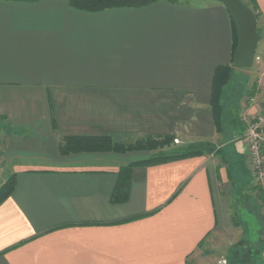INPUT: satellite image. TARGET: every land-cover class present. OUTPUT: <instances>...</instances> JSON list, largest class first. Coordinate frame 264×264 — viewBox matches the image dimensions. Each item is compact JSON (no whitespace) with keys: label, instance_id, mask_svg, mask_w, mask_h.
<instances>
[{"label":"crops","instance_id":"obj_1","mask_svg":"<svg viewBox=\"0 0 264 264\" xmlns=\"http://www.w3.org/2000/svg\"><path fill=\"white\" fill-rule=\"evenodd\" d=\"M70 1L0 0V188L16 177L0 205V264H251L249 229L232 215L237 182L253 181L244 140L239 172L213 154L138 167L118 205L119 172L140 160L61 148L66 139L173 138L182 149L241 134L264 112V0H254L251 70L232 64V16L218 0L95 13ZM222 67L233 74L219 132L212 94ZM239 201L236 213L258 218L264 264V191ZM231 230L239 239L223 253L218 240Z\"/></svg>","mask_w":264,"mask_h":264},{"label":"trees","instance_id":"obj_2","mask_svg":"<svg viewBox=\"0 0 264 264\" xmlns=\"http://www.w3.org/2000/svg\"><path fill=\"white\" fill-rule=\"evenodd\" d=\"M160 1L178 3L177 0H71L70 5L77 10L95 13L120 8H143ZM241 1L245 5H247L255 13L256 18H258L257 5L255 4V1ZM232 22L234 26V57L238 47V34L236 24L233 18ZM232 64L235 67L234 58ZM232 74L233 71L231 67H222L217 69L214 77L212 109L214 114L215 125L219 132L223 131L225 121L224 105L222 103L225 91L224 88L230 82ZM173 141V138H165L160 140L145 138L142 141L137 142V144L135 145H128L127 147H117V141L111 138L66 139V143L62 146L61 152L64 155L79 152H116L119 154H124L128 151L136 149L164 147L173 143ZM206 154L222 155V151H218L217 147L211 143H198L190 145L186 148L161 153L147 160L136 161L126 167L121 168L116 187L110 199L111 204H123L129 200L132 172L135 168L163 164L172 161L203 156ZM15 185L16 177L13 175L0 188V205L3 204L12 195L15 189ZM240 263L243 264V261L241 260Z\"/></svg>","mask_w":264,"mask_h":264},{"label":"rangeland","instance_id":"obj_3","mask_svg":"<svg viewBox=\"0 0 264 264\" xmlns=\"http://www.w3.org/2000/svg\"><path fill=\"white\" fill-rule=\"evenodd\" d=\"M213 1H216V0H177L178 3L193 4V5H207V4L212 3ZM246 1L248 2V0H246ZM238 83L239 82L236 81V84H238ZM245 129H246V126L245 127L241 126L239 128V130H242L241 134H238L237 136H235L233 138H231L230 136L229 137L225 136L224 138H221L220 144L218 146L215 145L217 147L218 151H222L221 157L223 158V162H225L228 165L229 164L230 165L236 164V166L234 165L235 166V172H239V166L241 165L239 162L238 156L236 155L235 145L237 142H241L244 140L243 134L245 133ZM142 140L143 139L130 138V139L117 141V147L118 146L127 147L128 145H135V144H137V142L142 141ZM178 145H179V142L173 141V143H171L167 146H164V147L136 149V150L128 151L127 153H124V154H127V156H129L130 158L132 157V158L139 159L140 161H142V160H147V159L154 157L156 155H159L161 153L171 152V151L176 150V149H181V148H179ZM222 145H223V147H222ZM219 146H221V147H219ZM213 155L219 156L216 154H213ZM244 155H245V159H246L247 163L250 164L249 154L245 153ZM234 166H232V168H234ZM235 188H236V190H235L236 202H234V213H232V215L236 214V216H234L235 219H233V220H235L234 221L235 224H237V222H240V224L243 225V228H245L246 230L249 229L248 232H249L250 236L247 235V238H249V240L251 242L250 243L251 244L250 251L252 252V257H253L251 264H253V263L254 264H260V259L257 257L258 250H256L254 248L256 241L259 238V234H258L259 228L257 226L258 218L255 215H250L249 213H246L242 207L240 208L239 212L236 213L237 202L239 204H240V202L242 203V201H239L240 197L244 196V194L245 195L246 194H249V195L252 194L253 195V192L257 190V187L255 186L254 179H253V181L250 182V181H246L245 178L242 177L241 181L237 182V185ZM261 189L264 191V188H261ZM238 197H239V200H238ZM230 232H232V230ZM239 235H240L239 231H235V233L232 232V234L229 236L227 235V233H224L223 238H220V240H218V242L224 247L223 253L227 252L228 244L231 241H236L239 239ZM245 238H246V236H245ZM245 238H243L242 240H244ZM244 246L245 245H243V244L238 246L235 250V253H237V254L240 253L243 257V254L245 252ZM231 256H233V255L231 254ZM231 258H230V260H232ZM232 264H242V263H240V262L234 263L232 261Z\"/></svg>","mask_w":264,"mask_h":264},{"label":"water","instance_id":"obj_4","mask_svg":"<svg viewBox=\"0 0 264 264\" xmlns=\"http://www.w3.org/2000/svg\"><path fill=\"white\" fill-rule=\"evenodd\" d=\"M233 20L238 34V47L234 56V65L238 68L251 70L260 41L255 13L241 0H218Z\"/></svg>","mask_w":264,"mask_h":264},{"label":"built area","instance_id":"obj_5","mask_svg":"<svg viewBox=\"0 0 264 264\" xmlns=\"http://www.w3.org/2000/svg\"><path fill=\"white\" fill-rule=\"evenodd\" d=\"M258 60L255 57V61ZM244 140L255 186L264 188V112L246 120Z\"/></svg>","mask_w":264,"mask_h":264}]
</instances>
